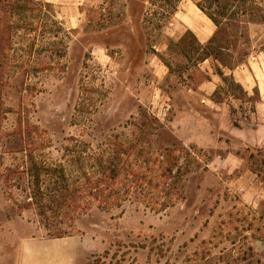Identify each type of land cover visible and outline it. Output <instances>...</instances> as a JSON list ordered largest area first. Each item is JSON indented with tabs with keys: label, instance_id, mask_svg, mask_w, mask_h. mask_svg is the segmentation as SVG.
<instances>
[{
	"label": "rangeland",
	"instance_id": "obj_1",
	"mask_svg": "<svg viewBox=\"0 0 264 264\" xmlns=\"http://www.w3.org/2000/svg\"><path fill=\"white\" fill-rule=\"evenodd\" d=\"M37 1L51 5L68 49L59 62L36 47L46 67L24 85L34 66L0 68V264H264V133L254 135L264 123L261 90L254 75L250 91L234 76L255 63L264 85V0H194L220 21L211 46L178 27L177 0ZM15 41L21 48L22 33ZM208 45L214 53L204 60ZM207 92L224 103L212 107ZM145 114L159 120L154 147L192 157L184 198L163 212L95 203L64 220L70 239L50 238L27 175L9 178V169L29 165L31 146L38 160L68 165L74 137L96 150L110 137L133 142ZM236 128L251 145L230 134ZM196 137L208 145L185 143Z\"/></svg>",
	"mask_w": 264,
	"mask_h": 264
},
{
	"label": "trees",
	"instance_id": "obj_2",
	"mask_svg": "<svg viewBox=\"0 0 264 264\" xmlns=\"http://www.w3.org/2000/svg\"><path fill=\"white\" fill-rule=\"evenodd\" d=\"M175 2H171L173 14L178 10L177 4L173 6ZM0 4L4 19L0 68L11 70L13 64L34 66L24 77V85L46 67L43 58L39 60L33 55L36 47L41 46L50 58L60 62L67 54L68 47L62 36L67 32L46 2L0 0ZM197 5L216 26L220 25L218 18ZM20 33L24 42L17 49L15 38ZM213 39L208 42L210 46ZM202 49L204 60L214 53L209 45ZM48 67H52L51 64ZM220 75L223 80H230L223 73ZM232 85L241 87L236 82ZM216 96L215 92L214 102L224 103ZM158 122L156 117L145 114L140 135L133 142H115L110 137L103 149H93L84 139L74 137L71 146L65 149V157L70 158L68 165L38 160L40 156L36 151L39 148L34 150L31 146L27 154L29 165L11 167L7 176L16 175L21 179L27 175L30 186L34 187L28 200L34 201L41 222L53 239L68 236L69 232L62 228L64 220L75 222L95 203L105 209L137 201L153 211H166L184 198L182 181L190 172L192 157L190 154L177 155L174 150L160 145L154 147L150 128ZM26 205L31 206V202ZM26 205L23 208L26 209Z\"/></svg>",
	"mask_w": 264,
	"mask_h": 264
},
{
	"label": "crops",
	"instance_id": "obj_3",
	"mask_svg": "<svg viewBox=\"0 0 264 264\" xmlns=\"http://www.w3.org/2000/svg\"><path fill=\"white\" fill-rule=\"evenodd\" d=\"M45 1H55V0H45ZM174 21L177 23L178 27L184 29L185 31H189L193 33L196 38L198 39L199 43L206 44L208 43L213 37L216 32V25L213 23V21L198 7L197 3L194 0H182L180 2L179 8L175 13ZM253 63V62H252ZM253 69V73L251 72V69L249 66H247V70L240 69L234 72V76L236 77L237 81L245 88L246 91H250L251 87L253 86V83L250 79L251 75H254V77L259 78L258 85L259 89L261 90V101L259 102V106L257 107V114L260 115L262 111L264 110V85L262 83V77L260 74V67H257L254 64H250ZM249 70V71H248ZM261 79V80H260ZM254 82L256 80L254 79ZM209 84L213 85L212 82H209ZM206 87V86H205ZM197 95V94H196ZM207 95H212V92H207ZM207 102L210 103V105H213L212 107H217L218 103L214 102L212 98H206ZM221 104V103H220ZM197 131H199V128H196ZM208 135L211 136L209 140L212 141L214 139L212 129L211 127L207 128ZM255 137L260 138L258 135L259 133L262 135L264 133V123L263 125H260V127L256 128L255 130ZM243 130L240 128H236L234 130L230 131V134L234 136L237 139H241L244 143L252 144L251 141H249L247 138L243 137ZM213 144H209L207 147H213L216 143L218 144V138L213 140ZM257 143V140L255 141ZM186 144H196V145H208L205 143V141H201L199 137H196L194 141H185ZM35 240L38 239H50V238H44L39 236H33L31 237ZM38 238V239H37ZM58 239H70L69 238H58Z\"/></svg>",
	"mask_w": 264,
	"mask_h": 264
}]
</instances>
